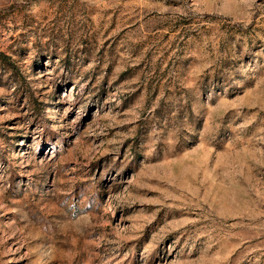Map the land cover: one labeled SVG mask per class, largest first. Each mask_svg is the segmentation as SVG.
Returning a JSON list of instances; mask_svg holds the SVG:
<instances>
[{
    "label": "rangeland",
    "instance_id": "1",
    "mask_svg": "<svg viewBox=\"0 0 264 264\" xmlns=\"http://www.w3.org/2000/svg\"><path fill=\"white\" fill-rule=\"evenodd\" d=\"M0 264H264V0H0Z\"/></svg>",
    "mask_w": 264,
    "mask_h": 264
}]
</instances>
